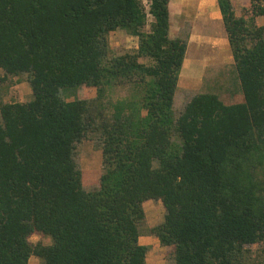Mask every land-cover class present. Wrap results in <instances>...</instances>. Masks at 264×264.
Returning <instances> with one entry per match:
<instances>
[{"label": "trees", "instance_id": "obj_1", "mask_svg": "<svg viewBox=\"0 0 264 264\" xmlns=\"http://www.w3.org/2000/svg\"><path fill=\"white\" fill-rule=\"evenodd\" d=\"M218 1L243 101L198 92L177 111L191 25L170 37V0H150L151 20L142 0H0V91L25 77L33 95L0 94V264H148L149 200L175 264H264V0L240 16ZM117 30L138 46L115 53ZM82 87L96 95L70 100ZM93 133L90 188L78 145Z\"/></svg>", "mask_w": 264, "mask_h": 264}, {"label": "rangeland", "instance_id": "obj_2", "mask_svg": "<svg viewBox=\"0 0 264 264\" xmlns=\"http://www.w3.org/2000/svg\"><path fill=\"white\" fill-rule=\"evenodd\" d=\"M143 1V0H142ZM149 28V26H147ZM111 45L114 52L117 54H122L127 50H134L137 45V38H132L123 30H117L111 32L110 35ZM216 71V73H208L205 77V83L202 88L198 91L189 90L182 92L177 90L176 93V108L179 111L183 108L185 102L191 98L194 94L198 92H212L217 93L221 96L224 101H227L226 90L227 86L233 88H239V79L237 76V71L235 67H223ZM15 77L11 80L8 87L1 89L0 94L3 101H18L20 98L29 101L33 98L30 94L31 87L26 81L25 77L20 78ZM133 91L131 84L126 85H114L108 90L107 104H111L116 100L127 97ZM65 92V91H64ZM96 95V88L94 87H82L77 91L73 92V95L69 97L70 100L75 97H94ZM110 102V103H109ZM99 141V134L93 133L88 137L84 138L82 142L79 143L78 148L80 152V164L84 170V181L87 187L95 188L99 184V178L102 172V152L97 147ZM145 210L147 213L148 223L144 228L143 235L150 236L151 239L146 238L142 242L149 241V264H175L174 262V247L173 246H163L159 239H154L149 232V229L159 223L164 219L165 209L161 202L149 200L146 201ZM32 242H37L42 240L44 243H49L51 238H44L38 234L32 236ZM256 250L257 246H252ZM261 259L256 260L255 263L263 264Z\"/></svg>", "mask_w": 264, "mask_h": 264}, {"label": "crops", "instance_id": "obj_3", "mask_svg": "<svg viewBox=\"0 0 264 264\" xmlns=\"http://www.w3.org/2000/svg\"><path fill=\"white\" fill-rule=\"evenodd\" d=\"M232 1L238 16L242 15L244 9L249 8L252 4V0ZM251 15L252 13H250ZM255 21L257 25H263L264 16H256ZM187 23L191 25V33L178 84V90L182 92L200 90L208 73L221 72L219 69L223 67H235L230 40L218 0H170V37H177ZM225 90L226 98H228L226 102L243 101L240 82L238 89L227 86ZM25 100L20 98L18 101ZM152 237L157 239L156 236ZM146 238L151 239L150 236L142 235L140 241L149 245V241L142 242ZM29 264H40V259L32 256Z\"/></svg>", "mask_w": 264, "mask_h": 264}, {"label": "built area", "instance_id": "obj_4", "mask_svg": "<svg viewBox=\"0 0 264 264\" xmlns=\"http://www.w3.org/2000/svg\"><path fill=\"white\" fill-rule=\"evenodd\" d=\"M143 5L145 7V11L147 12V16L148 18L151 20L152 18V14L150 12V8H151V2L150 0H143ZM132 38H137V37H134V36H131ZM138 46V40H137V45L136 47Z\"/></svg>", "mask_w": 264, "mask_h": 264}]
</instances>
